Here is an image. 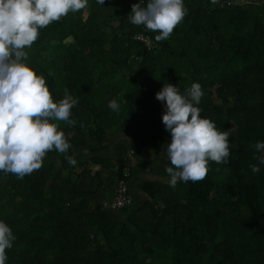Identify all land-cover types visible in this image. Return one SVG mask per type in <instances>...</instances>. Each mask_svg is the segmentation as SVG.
Segmentation results:
<instances>
[{
    "label": "trees",
    "instance_id": "1",
    "mask_svg": "<svg viewBox=\"0 0 264 264\" xmlns=\"http://www.w3.org/2000/svg\"><path fill=\"white\" fill-rule=\"evenodd\" d=\"M135 3L88 0L25 49L54 102L65 89L78 100L75 126L53 121L76 165L52 150L23 179L0 172V221L16 237L6 264H264V153L250 147L264 142V0H184L187 16L160 42L129 22ZM164 83L181 94L200 84L201 118L231 131L227 163L175 188L155 98ZM116 133L128 143L110 142ZM118 182L132 204L110 210Z\"/></svg>",
    "mask_w": 264,
    "mask_h": 264
},
{
    "label": "clouds",
    "instance_id": "2",
    "mask_svg": "<svg viewBox=\"0 0 264 264\" xmlns=\"http://www.w3.org/2000/svg\"><path fill=\"white\" fill-rule=\"evenodd\" d=\"M97 3L104 5L105 0ZM87 4L88 0H0V172L5 175L23 179L40 169L46 153L52 150L65 154L69 164L76 165V160L67 155L71 145L65 133L58 131L59 125L53 121L75 126L70 116L78 100L65 89L64 98L54 102L45 78L25 63L29 59L25 49L37 41L39 30ZM187 14L184 0H147L146 4L140 0L131 6L127 18L134 26L158 32L155 40L160 42L170 38ZM202 97L198 83L183 94L177 86L164 83L156 93L155 98L165 108L162 123L171 134L166 150L171 164L166 168L170 187L175 188L178 182L202 181L209 171V161L227 163L230 155L231 131H221L210 119L201 118L202 109L197 105ZM109 107L119 110L115 101H110ZM250 147L264 153V142ZM254 159L264 165V155ZM258 165L249 166L254 174L260 171ZM127 195L128 205L111 209L113 196L108 208L129 207L132 197ZM15 239L8 224L0 221V264H6V250L13 247Z\"/></svg>",
    "mask_w": 264,
    "mask_h": 264
},
{
    "label": "crops",
    "instance_id": "3",
    "mask_svg": "<svg viewBox=\"0 0 264 264\" xmlns=\"http://www.w3.org/2000/svg\"><path fill=\"white\" fill-rule=\"evenodd\" d=\"M110 142H124L128 143L129 138L123 137V134L116 133V134H108ZM165 152L162 153L163 156ZM139 157L140 159L150 160L152 158V146L150 144H147L143 146L142 149L139 151ZM136 179H146V180H158L157 176L148 173V172H141V174H138V176H135Z\"/></svg>",
    "mask_w": 264,
    "mask_h": 264
},
{
    "label": "built area",
    "instance_id": "4",
    "mask_svg": "<svg viewBox=\"0 0 264 264\" xmlns=\"http://www.w3.org/2000/svg\"><path fill=\"white\" fill-rule=\"evenodd\" d=\"M145 44H148V41L145 39L144 40ZM119 188L114 194L113 201L109 204L111 209H117V208H122L130 203V198L126 194L125 187H123L122 184L123 182H118Z\"/></svg>",
    "mask_w": 264,
    "mask_h": 264
}]
</instances>
